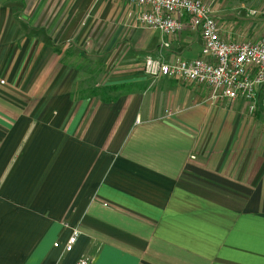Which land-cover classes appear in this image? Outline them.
<instances>
[{"label":"crops","instance_id":"1","mask_svg":"<svg viewBox=\"0 0 264 264\" xmlns=\"http://www.w3.org/2000/svg\"><path fill=\"white\" fill-rule=\"evenodd\" d=\"M204 1L227 40L246 30L227 17H264V0ZM141 10L0 0V264H264V108L146 75L203 40Z\"/></svg>","mask_w":264,"mask_h":264},{"label":"built area","instance_id":"2","mask_svg":"<svg viewBox=\"0 0 264 264\" xmlns=\"http://www.w3.org/2000/svg\"><path fill=\"white\" fill-rule=\"evenodd\" d=\"M142 8L139 23L175 36L184 28L181 15L188 17L189 26L200 31L203 40L198 58L187 61L147 56L143 70L153 79L174 78L208 87L214 100L246 101L249 111L264 108V39L227 40L211 6L204 0H130ZM256 15L257 11H251ZM168 47L169 43H165ZM194 158V157H193ZM80 231L74 228L65 251L74 248ZM76 264H89L86 258Z\"/></svg>","mask_w":264,"mask_h":264},{"label":"rangeland","instance_id":"3","mask_svg":"<svg viewBox=\"0 0 264 264\" xmlns=\"http://www.w3.org/2000/svg\"><path fill=\"white\" fill-rule=\"evenodd\" d=\"M216 18H219L222 20V18L225 19L226 17H216ZM227 18L237 23V25H239L238 27L246 28V30L243 32L240 30L239 35H237V39L257 38L263 32L262 30L264 28V17H227ZM248 27L252 29L251 30L252 32L250 33L249 31L247 32ZM217 101H223V100H217ZM227 102H229L230 104H233V102H230V101H227ZM250 113L253 114L255 112H250Z\"/></svg>","mask_w":264,"mask_h":264}]
</instances>
